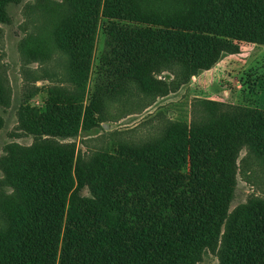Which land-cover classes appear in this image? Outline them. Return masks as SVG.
Instances as JSON below:
<instances>
[{
  "label": "trees",
  "instance_id": "1",
  "mask_svg": "<svg viewBox=\"0 0 264 264\" xmlns=\"http://www.w3.org/2000/svg\"><path fill=\"white\" fill-rule=\"evenodd\" d=\"M16 1L0 0V23ZM66 1L57 43L82 95L100 27L110 43L98 80L129 77L145 92L165 85L151 75L161 67L188 81L235 43L264 46V0ZM3 96L0 85V107ZM82 97L50 92L45 107L22 109L38 143L2 159L13 193L0 201V264H198L206 252L264 264V197L231 211L240 166L264 178V110L201 100L200 121L84 158L52 141L99 124L105 97Z\"/></svg>",
  "mask_w": 264,
  "mask_h": 264
},
{
  "label": "rangeland",
  "instance_id": "2",
  "mask_svg": "<svg viewBox=\"0 0 264 264\" xmlns=\"http://www.w3.org/2000/svg\"><path fill=\"white\" fill-rule=\"evenodd\" d=\"M70 12L66 0H17L8 7L7 22L0 23V85L4 92L0 107L3 119L0 129V201L13 193V188L5 180L2 159L13 157V151L17 153L38 143V138L23 127L27 119L22 109L25 106L45 107L50 92L83 96L86 106L95 93L105 97L101 113L94 114L100 119L97 126L81 127L73 137L52 140L71 147L75 150V157L84 158L120 143L140 146L150 143L160 138L172 122L188 124L194 118L200 121L205 116L199 112L198 101L201 100L264 110V46L235 43L232 47L236 49L230 46L216 65L191 76L188 81H183L175 65L161 67L151 75L165 85L145 92L129 77L117 81L118 76H106L101 77L104 78L102 81L98 80L97 70L102 56L108 52L107 43H110V37L101 27L92 71L82 95L70 73V57L57 43L59 30ZM39 50L47 56L41 58ZM110 83H117V86L114 88ZM245 155L243 150L241 159ZM256 168L240 166L231 211L252 197H264L263 173ZM198 264L219 262L215 254L206 252Z\"/></svg>",
  "mask_w": 264,
  "mask_h": 264
}]
</instances>
